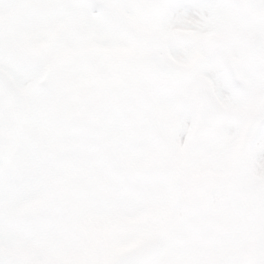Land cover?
Listing matches in <instances>:
<instances>
[{
  "label": "snow or ice",
  "instance_id": "snow-or-ice-1",
  "mask_svg": "<svg viewBox=\"0 0 264 264\" xmlns=\"http://www.w3.org/2000/svg\"><path fill=\"white\" fill-rule=\"evenodd\" d=\"M0 264H264V0H0Z\"/></svg>",
  "mask_w": 264,
  "mask_h": 264
}]
</instances>
